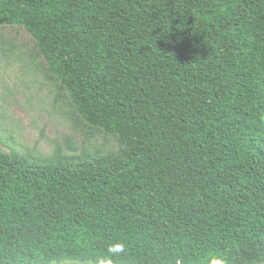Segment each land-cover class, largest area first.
<instances>
[{
  "label": "trees",
  "instance_id": "obj_1",
  "mask_svg": "<svg viewBox=\"0 0 264 264\" xmlns=\"http://www.w3.org/2000/svg\"><path fill=\"white\" fill-rule=\"evenodd\" d=\"M119 154L0 153V264H264V0H0Z\"/></svg>",
  "mask_w": 264,
  "mask_h": 264
},
{
  "label": "rangeland",
  "instance_id": "obj_2",
  "mask_svg": "<svg viewBox=\"0 0 264 264\" xmlns=\"http://www.w3.org/2000/svg\"><path fill=\"white\" fill-rule=\"evenodd\" d=\"M121 149L117 136L84 123L33 38L0 25V153L38 164H75Z\"/></svg>",
  "mask_w": 264,
  "mask_h": 264
},
{
  "label": "clouds",
  "instance_id": "obj_3",
  "mask_svg": "<svg viewBox=\"0 0 264 264\" xmlns=\"http://www.w3.org/2000/svg\"><path fill=\"white\" fill-rule=\"evenodd\" d=\"M218 264H219V262H218Z\"/></svg>",
  "mask_w": 264,
  "mask_h": 264
}]
</instances>
